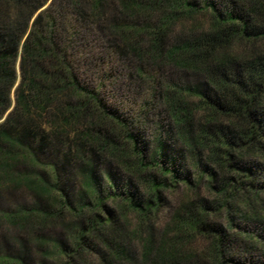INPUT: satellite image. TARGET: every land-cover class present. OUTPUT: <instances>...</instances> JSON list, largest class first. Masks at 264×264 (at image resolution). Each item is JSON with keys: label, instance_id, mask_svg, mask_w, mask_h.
<instances>
[{"label": "trees", "instance_id": "obj_1", "mask_svg": "<svg viewBox=\"0 0 264 264\" xmlns=\"http://www.w3.org/2000/svg\"><path fill=\"white\" fill-rule=\"evenodd\" d=\"M123 78L150 83L182 148L148 146V113L109 100ZM196 181L216 202L156 229L166 192ZM237 215L264 221V0H0V264H264Z\"/></svg>", "mask_w": 264, "mask_h": 264}, {"label": "rangeland", "instance_id": "obj_2", "mask_svg": "<svg viewBox=\"0 0 264 264\" xmlns=\"http://www.w3.org/2000/svg\"><path fill=\"white\" fill-rule=\"evenodd\" d=\"M201 17V16H200ZM162 74V78L171 79L173 81H183L178 83H194L197 81V75L193 74H181L178 71L172 69L169 66L164 67ZM108 84V96L109 100L113 103L118 104L123 110L129 114H142L144 115L145 112L148 114V119L145 121H141V131L144 135L145 141L147 142L148 146L152 147V138L156 136L159 131L164 133L166 137L167 144H169L168 151L170 154L174 152V149L182 148L181 143L175 139L170 138L166 135L165 129L169 128L171 125V120L167 115L166 111L159 103V100L153 99L150 97L149 82H140L138 80L135 81H128L127 79H117L115 82L107 83ZM193 99V98H191ZM145 101H149V105L145 104ZM146 107H145V106ZM140 112V113H139ZM161 123V129L155 126L156 123ZM181 166L182 168H186L191 175V178L196 179L197 174L195 173V169L192 166L189 167L187 159L185 156L181 158ZM197 187H194V190L186 187L184 185H178L177 187L173 188L172 190L166 192V197L168 199L169 205L161 209L158 213L157 218L155 220V227L156 229L162 230V228L170 221L171 214L176 206L184 200L189 199L190 197L194 196L195 194L199 198H204L208 203L216 202V195H214L211 190L206 188V184L204 182L196 181ZM195 197V196H194ZM235 202V201H234ZM235 204V203H234ZM259 210H261L259 208ZM262 214V212L260 213ZM264 219V215H262ZM126 219L129 220L130 226L133 227L136 223L135 218L132 214H126ZM217 221L219 223H224L222 219V215H217ZM243 216L237 215L234 217V221L241 226L246 225L249 228H254L255 230L259 231L262 236L264 237V221H246ZM235 230V227H233ZM43 233L49 238H57L61 242L66 241L67 233L59 226H53L49 228H44ZM206 246V242L201 237H195L194 240L188 244V247L193 248L195 250H201L203 247ZM238 252H234L233 255H237ZM240 254V253H239ZM242 255H246L247 259H251L254 261H259L264 263V251L263 249H254L250 250L247 253H241ZM238 256V255H237ZM31 260L32 256H30ZM58 256L56 255H49L48 259L45 261V264H59Z\"/></svg>", "mask_w": 264, "mask_h": 264}]
</instances>
